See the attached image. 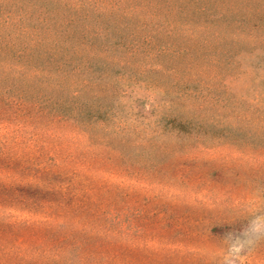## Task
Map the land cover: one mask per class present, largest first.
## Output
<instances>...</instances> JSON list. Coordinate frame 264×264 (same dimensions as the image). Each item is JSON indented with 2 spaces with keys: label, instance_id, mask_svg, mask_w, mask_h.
Returning <instances> with one entry per match:
<instances>
[{
  "label": "rangeland",
  "instance_id": "1",
  "mask_svg": "<svg viewBox=\"0 0 264 264\" xmlns=\"http://www.w3.org/2000/svg\"><path fill=\"white\" fill-rule=\"evenodd\" d=\"M118 4L119 38L150 39L80 93L104 122L59 116L26 65L0 72V264H228L264 209V0ZM236 264H264V240Z\"/></svg>",
  "mask_w": 264,
  "mask_h": 264
},
{
  "label": "trees",
  "instance_id": "2",
  "mask_svg": "<svg viewBox=\"0 0 264 264\" xmlns=\"http://www.w3.org/2000/svg\"><path fill=\"white\" fill-rule=\"evenodd\" d=\"M96 1L0 0V72L8 75L7 71H20L26 65L35 74L32 78L38 77L45 86L53 83L58 94L56 113L64 118L88 117L104 122L106 116L111 117L110 106L76 105L80 93L105 79L113 67L129 68L124 62L110 60L111 52L123 50L133 57L136 47L148 44L150 39L144 37L137 43L131 33L128 39L119 38L120 31L129 30L125 25L110 26L113 17L108 15L121 0H101L108 3L94 6ZM130 16L121 15L122 20ZM112 29H116V36L111 34ZM257 67V76L264 81V66ZM116 77L121 81L122 73ZM166 124L187 125L174 117Z\"/></svg>",
  "mask_w": 264,
  "mask_h": 264
},
{
  "label": "clouds",
  "instance_id": "3",
  "mask_svg": "<svg viewBox=\"0 0 264 264\" xmlns=\"http://www.w3.org/2000/svg\"><path fill=\"white\" fill-rule=\"evenodd\" d=\"M226 239L231 241L228 264H236L241 253L264 240V209L253 210L245 226L238 233L227 234Z\"/></svg>",
  "mask_w": 264,
  "mask_h": 264
}]
</instances>
